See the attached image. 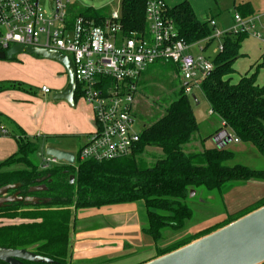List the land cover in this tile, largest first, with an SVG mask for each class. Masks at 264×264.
<instances>
[{
	"label": "trees",
	"instance_id": "16d2710c",
	"mask_svg": "<svg viewBox=\"0 0 264 264\" xmlns=\"http://www.w3.org/2000/svg\"><path fill=\"white\" fill-rule=\"evenodd\" d=\"M148 1L121 0V24L126 36L146 32ZM167 8L168 18L187 44L208 40V47L214 41L208 18L199 19L188 2ZM235 10L243 18L254 16L250 3L236 4ZM109 14L105 10L87 8L70 16V21L82 16L102 24ZM247 38L249 36L230 33L224 36L223 51L215 56L214 68L202 82L200 91L211 115L218 117L234 138L252 144L264 157V86L257 84L258 73L264 68V55L254 71H249L237 83L233 82V76L237 73L235 64L244 57L241 49ZM10 90L27 91L22 83L0 82V94ZM78 99L80 96L77 91L75 101ZM165 104L162 116L143 128L141 141L132 155L106 162H82L78 158L72 166L42 170L30 160V155L36 150L34 142L22 132L8 133L16 140L18 153L3 165L9 167L19 163L25 164L28 169L0 172V187L19 184L18 190L22 196L37 198L40 203H14L0 209V248L31 251L51 261L45 264H69L72 208L95 209L143 202L148 217V224L143 231L155 242L159 257L264 206L263 198L236 213H228L225 220L214 227L166 243L164 231L180 233L193 221L195 212L189 206L192 191L195 195L198 192H219L223 196L251 181L264 182V170L242 165L230 166L235 154L227 147L187 152L186 147L200 136V124L195 117L192 96L185 94L183 85L176 93V98H167ZM222 130L210 137H215ZM199 141L203 144L202 138ZM146 149H159L161 154L153 156L149 163L142 158ZM71 177L75 178L73 184ZM35 188L41 189L30 192ZM16 219L23 222H3ZM19 264L44 263L20 261Z\"/></svg>",
	"mask_w": 264,
	"mask_h": 264
},
{
	"label": "built area",
	"instance_id": "2783aa9c",
	"mask_svg": "<svg viewBox=\"0 0 264 264\" xmlns=\"http://www.w3.org/2000/svg\"><path fill=\"white\" fill-rule=\"evenodd\" d=\"M73 3L74 0H0V52L25 46L57 51L71 58L76 70V92L91 106L95 125L86 136L79 160L106 162L129 157L141 141L142 131L136 127L134 114L147 69L159 62H172L183 76L185 94L193 97V90H200L213 70V61L190 53L192 45L180 38L167 16L164 0L148 1L146 32L130 36L123 33L121 11L111 12L102 24L82 16L70 21ZM234 21L235 35H252L264 47V35L253 32L257 17L243 18L236 13ZM209 24L216 29L214 20ZM223 35L217 31V37ZM222 51L221 46L218 53ZM41 91L51 93L47 87ZM1 130L8 134L4 128ZM232 140L240 143L233 136ZM59 162L47 156L40 168L50 169Z\"/></svg>",
	"mask_w": 264,
	"mask_h": 264
},
{
	"label": "rangeland",
	"instance_id": "374dc122",
	"mask_svg": "<svg viewBox=\"0 0 264 264\" xmlns=\"http://www.w3.org/2000/svg\"><path fill=\"white\" fill-rule=\"evenodd\" d=\"M164 1L170 8L188 2L199 19L205 16L208 21H215L216 29L210 27L211 38H214V41L208 47L205 46L208 40L192 45L190 53L195 57L205 56L213 61L222 46L224 36L228 33L235 34L237 31L234 21L237 13L235 7L241 0ZM87 8L105 10L108 13L120 11L121 0H74L69 15H77ZM217 31L224 35L217 37ZM255 31L264 35V29L259 22L253 32ZM203 48L205 50H202ZM242 53L246 57L241 58L235 65L239 74L255 70L254 68L261 63L256 64L260 56L264 55V47H261L258 40L250 35L243 43ZM259 73V82L264 83V68L260 69ZM234 79H237V76H234ZM0 82H19L26 87L27 91L10 90L0 94V114L2 125L8 133L22 132L36 145V150L30 155L31 162L40 168L43 160L47 158L48 148L72 153L78 160V154L86 142L87 134L95 128L93 111L91 106L82 99H78L74 107L65 100L53 99L55 94L60 93V87L68 82V75L63 65L55 60L20 54L12 61L0 60ZM184 84L181 72L172 62H159L150 66L144 73L141 91L136 98L137 129L142 131L144 127L162 116L166 107V99H175L176 93ZM43 87L49 88L52 94L43 95L40 92ZM193 95L199 103L197 105L192 98L195 117L200 124V136L196 137L191 144L192 146L198 144L200 138L203 144L199 143L201 146L199 148L188 145L186 151L189 153L200 152L201 149H213L215 144L210 135L213 126L220 127V123L217 124L218 119L210 117L209 106L201 91L194 89ZM227 148L235 154L230 166L242 165L254 170H264V157L252 144L242 142L236 144L232 140ZM14 153H18L16 140L0 129V172L28 169L25 164L19 163L9 167L3 165ZM158 154H161L159 149H146L142 158L151 163L152 157ZM66 166L72 165L60 161L52 168ZM226 196L227 194L221 196L219 192L210 194L198 192L195 196H191L189 206L195 212L193 221L188 223L180 233L164 231L166 243L170 244L209 229L225 220L221 217L226 218L227 216ZM4 222V224H19L23 221L16 219Z\"/></svg>",
	"mask_w": 264,
	"mask_h": 264
},
{
	"label": "crops",
	"instance_id": "0c3cea01",
	"mask_svg": "<svg viewBox=\"0 0 264 264\" xmlns=\"http://www.w3.org/2000/svg\"><path fill=\"white\" fill-rule=\"evenodd\" d=\"M240 3H250L253 15L258 18V22L264 29V0H241ZM258 42L262 47L261 42L259 40ZM241 54H243L242 49ZM243 55L246 57L245 54ZM262 56L263 54L256 64L261 62ZM236 72L234 76H237V79H234L233 76V82L235 83L249 71L244 74H239L237 70ZM259 74L257 84L263 86L264 83L259 82ZM67 86L68 82L60 87V92L65 90ZM40 92L45 96L52 94V91L49 94H44L41 90ZM197 105H199L198 101ZM210 117H215L211 115V111ZM216 118L218 119L217 124L220 123V127L212 125L211 134L223 129L232 135L224 127L223 122L218 117ZM2 127L4 128L3 125ZM5 130L7 131V129ZM199 143L200 141L194 146L191 144V147L199 148L201 147ZM263 198L264 182L251 181L246 185L237 186L226 196V213H236ZM71 216L68 247L69 264H144L158 257L155 242L143 231L148 224L147 211L143 202L95 209L75 210L72 208ZM221 219L225 218L221 217Z\"/></svg>",
	"mask_w": 264,
	"mask_h": 264
},
{
	"label": "water",
	"instance_id": "95a60500",
	"mask_svg": "<svg viewBox=\"0 0 264 264\" xmlns=\"http://www.w3.org/2000/svg\"><path fill=\"white\" fill-rule=\"evenodd\" d=\"M205 19L204 16L202 20ZM20 54L37 56L61 63L68 75V86L62 92L55 94L53 99L65 100L73 107L75 106L78 84L75 66L71 58L57 51L15 46L6 53L0 52V60L12 61ZM192 98L197 102L195 96ZM213 142L216 148L223 149L232 142V137L226 130H222L213 137ZM46 154L59 161H65L69 165L75 163V155L69 152L48 148ZM74 181L75 178L71 177L72 184ZM19 187V184L0 187V209L14 203L35 205L40 203L37 198L20 197L19 193L8 196L9 192L17 190ZM40 189L35 188L30 192H36ZM191 196H195L194 191L191 192ZM0 261L7 264H19L20 261L51 263L50 260L31 251L4 248H0ZM144 264H264V206L221 229Z\"/></svg>",
	"mask_w": 264,
	"mask_h": 264
},
{
	"label": "flooded vegetation",
	"instance_id": "af4514ba",
	"mask_svg": "<svg viewBox=\"0 0 264 264\" xmlns=\"http://www.w3.org/2000/svg\"><path fill=\"white\" fill-rule=\"evenodd\" d=\"M17 193H19V196H20V197H24V196H22L21 191L18 190V189L9 192L8 196H12V195L17 194ZM24 198H26V197H24ZM30 198H33V197H30ZM34 254H35V253H34ZM19 263H20V262H19ZM0 264H7V263L0 261Z\"/></svg>",
	"mask_w": 264,
	"mask_h": 264
}]
</instances>
